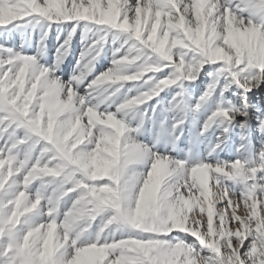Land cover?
I'll return each instance as SVG.
<instances>
[{
    "label": "snow or ice",
    "instance_id": "6c2138e0",
    "mask_svg": "<svg viewBox=\"0 0 264 264\" xmlns=\"http://www.w3.org/2000/svg\"><path fill=\"white\" fill-rule=\"evenodd\" d=\"M0 37V264H264V0H0Z\"/></svg>",
    "mask_w": 264,
    "mask_h": 264
},
{
    "label": "rangeland",
    "instance_id": "374dc122",
    "mask_svg": "<svg viewBox=\"0 0 264 264\" xmlns=\"http://www.w3.org/2000/svg\"><path fill=\"white\" fill-rule=\"evenodd\" d=\"M3 37H0V43L3 42ZM63 38H61V41H62ZM12 43H15L17 46L19 45V43L22 42V38L19 36V35H15L12 40H11ZM74 49L76 51V53L78 54L79 52V47H80V44H79V39H74ZM48 45H49V49H50V54L52 56H54L55 54V48L57 47V40H56V33L53 32L52 34H50L49 36V40H48ZM105 66L107 65V62L104 61L102 62ZM74 67V60L73 59H69L65 66H64V71L61 73V75L63 76L64 79H67L71 73H72V69ZM99 70V69H98Z\"/></svg>",
    "mask_w": 264,
    "mask_h": 264
}]
</instances>
